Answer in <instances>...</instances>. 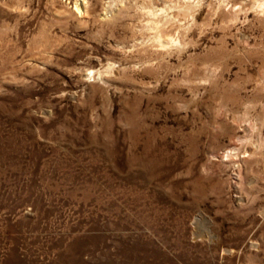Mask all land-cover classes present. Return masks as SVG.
Instances as JSON below:
<instances>
[{
  "label": "rangeland",
  "instance_id": "374dc122",
  "mask_svg": "<svg viewBox=\"0 0 264 264\" xmlns=\"http://www.w3.org/2000/svg\"><path fill=\"white\" fill-rule=\"evenodd\" d=\"M0 264H264V0H0Z\"/></svg>",
  "mask_w": 264,
  "mask_h": 264
}]
</instances>
